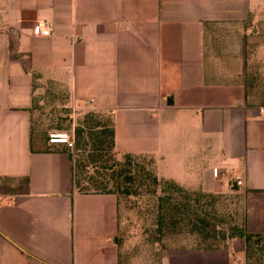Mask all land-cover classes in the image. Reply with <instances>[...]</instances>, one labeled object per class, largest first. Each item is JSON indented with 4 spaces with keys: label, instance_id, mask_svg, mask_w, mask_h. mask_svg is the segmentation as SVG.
<instances>
[{
    "label": "crops",
    "instance_id": "obj_1",
    "mask_svg": "<svg viewBox=\"0 0 264 264\" xmlns=\"http://www.w3.org/2000/svg\"><path fill=\"white\" fill-rule=\"evenodd\" d=\"M251 10V0H0V264H145L129 258L117 195L78 192L75 146L38 130L47 88L75 112L110 114L115 154L147 156L159 179L241 194L246 231L264 235V104L243 53ZM160 250L158 264H248L239 238Z\"/></svg>",
    "mask_w": 264,
    "mask_h": 264
},
{
    "label": "rangeland",
    "instance_id": "obj_2",
    "mask_svg": "<svg viewBox=\"0 0 264 264\" xmlns=\"http://www.w3.org/2000/svg\"><path fill=\"white\" fill-rule=\"evenodd\" d=\"M251 15L245 25V34L243 40L244 53V69L249 87V93L257 102L264 104V0H251ZM37 127L42 129L43 134L49 139L50 132L54 130H63L70 135L84 122L87 115L86 112L75 110L69 105V97L67 93L56 92L52 88H47L41 99L37 101ZM103 125L109 124L110 116L105 114L98 117ZM42 127V128H39ZM82 149L71 150L74 159L79 161L83 159L87 161L89 154ZM116 158L120 161L124 156ZM140 162L146 165H152V160L148 157H139ZM106 163L105 159H99L94 163H89L86 172L80 168L76 170V181L82 180L83 185H87V180H83L85 176L93 175L99 180H103L95 171L102 170ZM111 170L108 171L111 174ZM110 187H113V181L110 176L107 180ZM80 192H85L83 188L77 187ZM193 196L202 195L200 192H190ZM122 236L132 241L129 258L139 259L145 264H158L159 257L162 254L161 246L165 249L166 245L170 246H196L209 247L220 246L224 243L220 238L218 240L203 241L197 232L192 233L189 229L173 230L167 229L161 238L156 227L157 209L156 196L147 195H131L129 197L120 196ZM211 200V199H210ZM216 208L220 219L218 230L229 231V229L244 220L243 196L237 192L220 195L217 198ZM221 217V218H220ZM223 219V220H221ZM160 238V245H156V241ZM252 264H264V253L254 256Z\"/></svg>",
    "mask_w": 264,
    "mask_h": 264
},
{
    "label": "trees",
    "instance_id": "obj_3",
    "mask_svg": "<svg viewBox=\"0 0 264 264\" xmlns=\"http://www.w3.org/2000/svg\"><path fill=\"white\" fill-rule=\"evenodd\" d=\"M101 115L105 114L87 112L84 123L71 134V138L75 142L74 150L79 151L82 149L87 152L90 147L87 161L81 159L79 164L71 152V158L74 161L75 188L77 186L85 190V192L77 190L78 192L85 194H115L119 202L121 201L120 196L129 197L143 193L154 195L157 198L156 227L160 238L167 229L185 230L187 228L192 233L197 232L205 242L218 240L219 238L224 243L235 238L244 240L248 264H252L254 256L264 253V235L249 234L245 229L244 220L232 226L229 231L218 230L220 219L216 203L220 195L202 193V195L193 196L174 181L159 179L154 167L146 165L138 159L147 156L126 154L122 161L118 160L115 154L116 141L113 118L110 114H107L110 116L109 124L103 125L98 120ZM99 159H105L106 163H112L111 166L105 164L101 167L102 170H105L103 173L95 171L103 177V180L91 175L83 177V180H87V185H83L81 179L76 181V170L78 168L86 172L88 164ZM109 170L112 171L111 174L108 173ZM109 176L113 181L112 188L109 181H106ZM160 238L156 242H160Z\"/></svg>",
    "mask_w": 264,
    "mask_h": 264
},
{
    "label": "built area",
    "instance_id": "obj_4",
    "mask_svg": "<svg viewBox=\"0 0 264 264\" xmlns=\"http://www.w3.org/2000/svg\"><path fill=\"white\" fill-rule=\"evenodd\" d=\"M36 28L39 29L40 26L36 27ZM41 35L43 37H49L50 32H49V30L44 29L41 31ZM48 141L50 144H66L72 148L75 146V143H74L73 139L71 138V135L66 131H58V130L52 131L49 134ZM241 184H242V182L238 181V185H241Z\"/></svg>",
    "mask_w": 264,
    "mask_h": 264
}]
</instances>
